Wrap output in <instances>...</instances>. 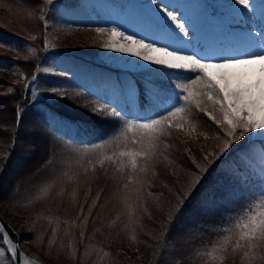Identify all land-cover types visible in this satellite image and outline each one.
I'll list each match as a JSON object with an SVG mask.
<instances>
[{
    "label": "trees",
    "instance_id": "trees-1",
    "mask_svg": "<svg viewBox=\"0 0 264 264\" xmlns=\"http://www.w3.org/2000/svg\"><path fill=\"white\" fill-rule=\"evenodd\" d=\"M0 1L7 3L10 0ZM20 2H25L24 7L29 12L24 11L30 13L31 19H37L36 25L29 24L34 29L24 25L30 22L28 17L22 18V14L9 7L0 8V46L17 53L12 56L0 54V70L15 67L26 74L24 82H11L0 76V105H8L11 112L9 120L0 119V186L18 161L22 164L35 161L28 175L31 185L10 201L3 202L11 213L23 218L27 230L24 241L56 264H136L119 245L128 246L136 253L146 252L147 264H165V244L173 235L182 236L175 232L179 225L191 229L195 222H201L205 224L200 225L199 233L204 231V235L178 249L176 264H201L206 258L210 259L206 252L208 255L229 251L230 255L242 254L239 250L232 251L237 232L235 224L264 212V201L258 199L264 191V158L255 154L264 146L247 139L238 141L240 145L235 142L227 151L221 152V149H215L220 143H212L213 129L199 123L200 129L209 134L207 141L199 136L200 146H213L214 151L207 154L205 160L200 157V146L195 149L189 145L188 150L196 162L190 158L193 167L186 191L178 197H159L150 187L149 196L146 191L150 180L160 182L167 175L161 158H171V166L176 168L179 157L165 147L168 136H163L153 158L147 162L138 161L146 171L141 172L139 168L133 171L127 166L124 171H117L120 165L118 153L140 150V145L133 143L139 136L135 129L124 134L123 129L116 127L122 122L108 117L107 112L119 110L130 119L157 113L165 93L160 94L156 86L165 83L149 81L152 75L136 74L130 89L120 90L111 99L109 92L101 89V81L112 77L105 67L79 56L70 61L75 65L71 68L66 66L69 57L65 54L44 48L45 21L50 28L53 24L63 27L83 25L85 16L79 13L82 12L80 0H70L59 6H45L42 0ZM42 7L45 9L43 19L38 14ZM96 16L102 25L100 16ZM21 33H33L36 40L27 39L30 41L26 46L23 41L27 37ZM21 49L33 54L28 56ZM57 61L62 63L61 66L59 63V69L55 65ZM30 68L35 69V80L40 83L38 97L30 94L34 82L29 84L30 88L24 87L33 73ZM49 69L62 73L46 75L44 71ZM171 71L165 72L166 76L173 77L168 74ZM97 105L103 106L102 113L94 111L101 108ZM193 113L200 116V113ZM114 130L116 135L113 137ZM33 136L37 141L31 144L29 140ZM105 140L109 142L102 143ZM97 144L100 147H93ZM104 156H115L116 163L106 160L101 167L98 161ZM124 164H128L127 157ZM50 183L53 186L46 187ZM15 188L19 191L20 184L17 183ZM61 189L63 195L59 194ZM111 190L120 193L118 207L110 197ZM73 192L76 193L74 199ZM152 192L155 197H151ZM97 193L99 199H96ZM94 200L95 207L89 214L88 208ZM81 205L84 206L83 213ZM145 212L152 214L151 217L147 218ZM85 216L86 224L82 223ZM193 216L196 220L189 223ZM170 219L172 223H169ZM225 246L227 251H221Z\"/></svg>",
    "mask_w": 264,
    "mask_h": 264
},
{
    "label": "snow or ice",
    "instance_id": "snow-or-ice-1",
    "mask_svg": "<svg viewBox=\"0 0 264 264\" xmlns=\"http://www.w3.org/2000/svg\"><path fill=\"white\" fill-rule=\"evenodd\" d=\"M45 3L52 4L53 0H45ZM156 3L157 0H152V4ZM235 4L249 11L253 9L251 0H235ZM170 7V5H164L160 7L159 12H156L166 27L173 29L172 25H175V29L179 30V35L186 36V20L181 18L183 22H178L177 16L172 10H169ZM41 18L43 19V17ZM44 26L47 27L46 21ZM96 31L101 34H108L109 38L104 43V48L112 52L137 57L140 61L163 70H172L168 74L173 76L175 86L171 98L165 105L161 106L162 110L154 116L130 119L119 110L107 112L108 117L117 118L118 121L122 122L118 123L116 127L123 129L124 134L135 129V134L139 136V140L134 139L133 143L139 144L140 150L120 151L118 153L120 165L117 171H124L126 166L133 171L137 168L141 172L146 171V168L140 166L138 161H150L157 152L160 138L171 135L172 130L182 132L187 137L196 135L198 123L206 124V122L198 121V117L192 111L193 107L196 113H203L212 124L223 130V135L227 139L223 141L221 152L227 151L232 144L244 140L249 134L264 139V38H261L260 34L261 50L256 54L242 53L228 58L203 59L194 52L177 51L165 45L157 46L153 42L146 43L144 39H136L116 28H98ZM120 39L124 43H119L118 40ZM191 74H195L194 78ZM194 86H198V89ZM204 97H206V102L212 105V112L207 107H202V104L205 103L202 99ZM94 111L102 113L104 108L102 106L100 109H94ZM214 113H219V116ZM208 127L210 128V126ZM115 135L116 131L114 130L113 137ZM199 135L205 141L209 139V134L206 132H200ZM213 135L215 139H221L214 130ZM109 140L102 143H108ZM93 147H100V145H93ZM125 157L128 158L127 165L124 164ZM190 158L193 163L196 162L194 157ZM165 159L168 160V157ZM204 159L207 160L208 157L206 156ZM106 160L113 164L116 163L115 156H104L98 161L101 167ZM52 186L51 183L46 185L48 188ZM59 194L63 195V189ZM75 195L76 193L73 192V199ZM96 199H99V193H97ZM258 199L264 201V191ZM95 203L94 200L89 206V214L95 207ZM80 211L83 213V205L80 206ZM245 211L248 210L245 209ZM77 218L79 219V216ZM82 223H87V216L84 217ZM169 223H172L171 219ZM235 228L237 232L232 251L239 250L242 253V262H246V264H257V261L264 264V255L259 252L261 247H264V212L258 216H248L243 223L237 222ZM55 231L53 229V235H55ZM81 238L83 239V233H81ZM4 240H8L7 234L4 235ZM221 251H227V247L225 246ZM209 255L211 256V254ZM211 258L217 259L215 256H211ZM219 260L222 261L223 256H220Z\"/></svg>",
    "mask_w": 264,
    "mask_h": 264
},
{
    "label": "rangeland",
    "instance_id": "rangeland-1",
    "mask_svg": "<svg viewBox=\"0 0 264 264\" xmlns=\"http://www.w3.org/2000/svg\"><path fill=\"white\" fill-rule=\"evenodd\" d=\"M21 0H10L7 1V3L0 1V8H5L7 7L11 8V10H14L18 14H22L21 17L25 18L28 17L30 22H25V26L29 27V29H34V27H31L29 24L37 23V19L35 17H32L29 11L25 9V2L24 4L20 2ZM45 2V0H42ZM70 0H53L52 5L59 6L61 3H68ZM137 2H141L139 0H80L81 2V10L82 12L79 13H84L83 16L84 18V23L83 25L72 27V26H67L65 25L64 27L61 25H55L50 28V25H47V29H45L46 33V39L44 43V48L54 51L56 53H63L66 55V57H79L82 56L88 61H93L99 64L100 66L105 67V70L107 69V72L113 77L111 80L106 81L110 83L109 85V91L112 93V95H115L114 93L116 91H119L120 89H130V85L133 84L132 78H134L137 75L143 76V75H152L153 77L149 76V81H152L153 83H159L160 81H163L165 84H158L157 90L160 92V94H163L164 92L168 93L167 97H163L162 101L159 103V110H162V105H165L166 102L171 98L172 92L175 90V86L173 83V77L166 76L165 72L170 70H163L158 68L157 66L155 67H139V66H129L127 64V61L121 60L117 58L118 53L114 54H109L108 49L104 48L103 45L105 42L108 40V34L104 33H98L96 29H110V28H116L118 31L124 32L127 35H132L136 39H144L145 42L147 43V39L153 37L155 30L152 28H145L140 27L138 24L137 18L134 16L129 15L128 10L133 7V4ZM178 3H182L185 0H176ZM47 3H45L46 6ZM143 4V3H142ZM51 5V4H49ZM43 6V5H42ZM27 10V11H24ZM45 9L42 7L39 9L38 14L40 15V18L43 17V11ZM100 16V19L102 21V25H100L99 19L97 16ZM27 19V18H26ZM42 19V18H41ZM40 19V21H41ZM45 21V20H43ZM33 22V23H32ZM14 23V22H13ZM95 23H98L95 25ZM17 25V24H16ZM45 25V22H44ZM95 25V26H93ZM99 25V26H98ZM37 31V27H36ZM35 31V32H36ZM24 37L26 36L27 38H24L23 43L28 46L27 41L30 40H36V36L32 34H24ZM35 37V39H33ZM30 39V40H27ZM22 42V40L20 39ZM119 43H124L122 39L118 40ZM47 45V47H45ZM24 50V49H21ZM28 56L33 54L30 52V50H24ZM44 51V50H43ZM42 51V52H43ZM0 54H3L5 56H12L15 53L13 50H8L4 49L3 47L0 46ZM198 54L201 58L205 59L201 53L200 50L196 53ZM63 61V60H62ZM59 63L55 62L56 67L59 69ZM62 63H60V66ZM32 67V66H31ZM31 69V68H30ZM33 70V69H31ZM46 75H51V74H57L59 71H54L49 69L44 71ZM62 73V72H59ZM160 75V76H159ZM192 76H195V74H191ZM0 76L4 79H7L8 81L11 82H24L25 81V76L23 72H20L17 70L15 67H12L9 70H0ZM33 76L36 78V71L35 69L33 70L32 76L29 78L28 81H26L25 88H30L32 82V88H30V94L34 97L40 96V91L38 90V85H40L38 80L33 79ZM159 76V77H158ZM115 77H119L118 79ZM50 80V79H48ZM53 81V80H51ZM59 83H62L60 80ZM42 86V84H41ZM194 88L198 89V86H194ZM57 97V96H56ZM204 99L205 103L202 104V107H207L210 112L213 111V107L211 104H208L206 102V97L202 98ZM183 103V101H181ZM98 107H102L97 105ZM193 112L195 111V108L193 107ZM10 109L8 105L3 104L0 105V119L4 120H9L10 119ZM215 115L219 116V113H214ZM156 115L155 112H150L145 115H141L140 118H146L150 116ZM198 117V116H197ZM198 121L200 122H206L207 126L211 127V130H216L219 131V135L221 139H212V143L220 145L215 148V149H221L223 146V141L227 139L223 135V130L220 128H217L216 125L212 124L210 120H208L207 116L203 115V113H200V116L198 117ZM199 124V123H198ZM204 132V130L200 129L199 125L197 127V134L194 135L193 137H187L184 135L182 132H178L175 130L171 131V135L168 136L167 139V145L169 150L174 151L177 155L178 158V166L176 164V168L171 166V163L173 162L171 158L168 160L165 159V157L161 158L163 165V169L166 171V174L164 177H162V181H153V179L150 180L149 186H148V191H146L149 196H150V187H152V190L157 191V196L159 197H178L181 193V195L186 191V189L189 186V182L191 181V167H193V164H190L189 161H192L190 159L191 153L189 152V145L194 146L195 149L198 146L201 145V143L198 142L199 138V133ZM258 136L249 134L248 137H246L244 140L241 141H247V139H250L249 141H256L257 144L261 145L262 147L264 146V143L262 144L261 141L258 140ZM248 141V142H249ZM240 142H236L235 144L240 145ZM174 146H177V148H174ZM217 146V145H215ZM207 147V148H206ZM200 146L198 147V151L200 154V157H206L207 154L211 153L214 151V147H208V146ZM172 148V149H171ZM22 151L24 148H21ZM42 149V148H41ZM229 149V148H228ZM264 149V147L262 148ZM260 149L258 154L259 157L264 158V150ZM24 152V151H23ZM226 153V152H225ZM262 158V159H263ZM171 161V162H169ZM29 162V163H28ZM25 163H21V161H18L15 168L9 172L6 175V180L2 183L0 186V207L4 212L9 213L12 215L15 220L16 224L14 226L18 227L20 231H22L24 234L27 233L26 226L22 222L23 218L11 213L6 206L3 204L5 201H10V199L14 196L19 194L20 191H22L25 187L30 186V182L28 179L29 172L32 171L33 167L35 166V161L30 160ZM261 162V161H260ZM198 166V165H197ZM18 171H15L17 170ZM158 174V173H157ZM156 174V175H157ZM17 183L20 184V190L17 191L15 186ZM155 183V184H154ZM155 185H158L155 186ZM158 188V190H157ZM105 190H103L102 194L104 196ZM154 196V192H152ZM110 197L114 198V202L117 204L116 207H118L119 204V199L117 197H120V193L117 191L111 190ZM111 199V198H110ZM108 201V200H107ZM106 201V202H107ZM113 204V202H111ZM115 205V204H114ZM111 206V205H110ZM115 207V208H116ZM155 209L157 208L156 206L154 207ZM153 208V209H154ZM146 213V212H145ZM147 214V213H146ZM152 214H147L146 217L150 218ZM194 216L188 220L189 223H193ZM205 224V223H203ZM201 222H195L193 225L194 227L190 228H184L179 225L178 229L175 232H179L180 235H182L180 238L177 237L176 235H173V238L168 240L165 245L166 252L164 254V263L165 264H176V259L178 256V249L179 248H185L187 245L188 241L195 240L196 238L204 235V231L200 232V227L203 225ZM201 225V226H200ZM205 229H209V226H205ZM178 234V236H179ZM26 243V242H25ZM29 245L28 243H26ZM30 246V245H29ZM122 251L129 257L131 260L135 261L136 264H147V257H146V252L142 253H136V250L130 249V247L125 246V245H119ZM31 247V246H30ZM32 248V247H31ZM192 248V246H191ZM33 249V248H32ZM37 252V251H36ZM261 255H264V247H261L259 250ZM0 264H12L9 252L6 248V245L2 242L0 243ZM39 253V252H38ZM207 256L210 258L207 260L202 261L201 264H246V262H242V254H235V255H230V251L226 253H210L211 256L217 257L216 260H213L210 255ZM42 256V255H41ZM223 256V260H219V257ZM44 257V256H42ZM45 258V257H44ZM46 259V258H45ZM52 264H56L48 259H46ZM257 264H260L259 261H257Z\"/></svg>",
    "mask_w": 264,
    "mask_h": 264
},
{
    "label": "bare ground",
    "instance_id": "bare-ground-1",
    "mask_svg": "<svg viewBox=\"0 0 264 264\" xmlns=\"http://www.w3.org/2000/svg\"><path fill=\"white\" fill-rule=\"evenodd\" d=\"M142 3L135 1L128 13L137 18L140 27L155 30L153 37L147 39V43L165 45L177 51L197 53L200 50L205 59L228 58L242 53L256 54L261 50L259 34L264 38V0H251V11L236 5L235 0H185L182 3L176 0H157L156 4H152V0H145ZM163 4L171 6L169 10L177 16L178 22H183L181 18L186 20V36H180L175 25H172V29L163 24L157 13ZM108 53L116 52L109 50ZM116 55L118 59L127 61L129 66L155 67L137 57L123 53ZM257 138L264 142L259 136ZM35 141L37 139L33 136L29 143L34 144ZM4 215L13 225L16 224L12 215L7 212ZM0 233L5 235L3 230H0ZM7 241L4 242L10 250ZM21 251L24 264H52L26 243L22 244Z\"/></svg>",
    "mask_w": 264,
    "mask_h": 264
},
{
    "label": "water",
    "instance_id": "water-1",
    "mask_svg": "<svg viewBox=\"0 0 264 264\" xmlns=\"http://www.w3.org/2000/svg\"><path fill=\"white\" fill-rule=\"evenodd\" d=\"M4 210L0 207V228L3 230L4 234L8 236V243L11 247L9 250V246L7 250L9 252L11 261L13 264H24L21 247L24 243V233L18 229V227L14 226L4 215Z\"/></svg>",
    "mask_w": 264,
    "mask_h": 264
}]
</instances>
